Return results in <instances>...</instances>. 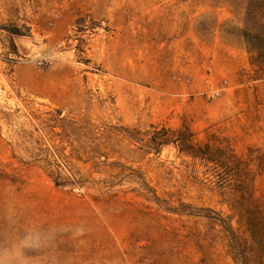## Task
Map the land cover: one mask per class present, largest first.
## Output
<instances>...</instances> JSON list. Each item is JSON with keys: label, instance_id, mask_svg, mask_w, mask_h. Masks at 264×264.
Here are the masks:
<instances>
[{"label": "rangeland", "instance_id": "374dc122", "mask_svg": "<svg viewBox=\"0 0 264 264\" xmlns=\"http://www.w3.org/2000/svg\"><path fill=\"white\" fill-rule=\"evenodd\" d=\"M248 1L0 0V253L264 264Z\"/></svg>", "mask_w": 264, "mask_h": 264}, {"label": "trees", "instance_id": "16d2710c", "mask_svg": "<svg viewBox=\"0 0 264 264\" xmlns=\"http://www.w3.org/2000/svg\"><path fill=\"white\" fill-rule=\"evenodd\" d=\"M243 8L242 35L248 48L250 51H264V0H249Z\"/></svg>", "mask_w": 264, "mask_h": 264}, {"label": "clouds", "instance_id": "9594fccd", "mask_svg": "<svg viewBox=\"0 0 264 264\" xmlns=\"http://www.w3.org/2000/svg\"><path fill=\"white\" fill-rule=\"evenodd\" d=\"M39 243L37 237L33 236L28 239L27 244L25 246H35ZM15 257L13 253L9 250L5 253H0V264H14Z\"/></svg>", "mask_w": 264, "mask_h": 264}, {"label": "built area", "instance_id": "2783aa9c", "mask_svg": "<svg viewBox=\"0 0 264 264\" xmlns=\"http://www.w3.org/2000/svg\"><path fill=\"white\" fill-rule=\"evenodd\" d=\"M216 95H218V93H217ZM216 95L214 94V95H212V97H213V98H215V97H216Z\"/></svg>", "mask_w": 264, "mask_h": 264}, {"label": "crops", "instance_id": "0c3cea01", "mask_svg": "<svg viewBox=\"0 0 264 264\" xmlns=\"http://www.w3.org/2000/svg\"><path fill=\"white\" fill-rule=\"evenodd\" d=\"M50 53V51H48V54ZM130 53V59H131V51L129 52Z\"/></svg>", "mask_w": 264, "mask_h": 264}]
</instances>
